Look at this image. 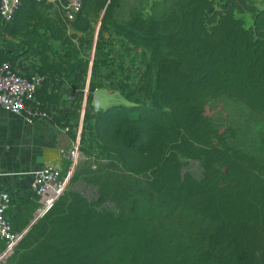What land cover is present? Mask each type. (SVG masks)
Wrapping results in <instances>:
<instances>
[{
	"label": "trees",
	"instance_id": "trees-1",
	"mask_svg": "<svg viewBox=\"0 0 264 264\" xmlns=\"http://www.w3.org/2000/svg\"><path fill=\"white\" fill-rule=\"evenodd\" d=\"M119 7L120 0H81L68 19L49 0H20L10 20L0 13V62L17 70L36 50L42 81L28 104L74 141L83 84L94 69V27L108 28L126 51L139 50L144 66L129 102L94 106L88 132L84 117L79 143L83 155L144 184L131 189L113 175H93L96 201L67 189L37 219V195L28 192L23 212L7 211L23 236L5 260L264 264V157L233 144L206 113L210 101L227 97L264 117V6L249 24L228 0L153 1L149 14L132 9L126 18ZM187 161H198L202 173L186 171ZM110 200L117 211L100 207Z\"/></svg>",
	"mask_w": 264,
	"mask_h": 264
},
{
	"label": "rangeland",
	"instance_id": "rangeland-1",
	"mask_svg": "<svg viewBox=\"0 0 264 264\" xmlns=\"http://www.w3.org/2000/svg\"><path fill=\"white\" fill-rule=\"evenodd\" d=\"M153 1L165 0H120L117 14L119 18H126L132 9H137L147 15L151 12L150 7ZM228 1L232 12L245 18L248 24L252 22L255 12L264 6V0ZM88 36L91 37L89 58L94 69L87 74L78 106L82 114L77 129L78 142L82 137L80 126L82 120L84 124V117L85 123L89 125L87 132L90 131L89 123L94 103L107 106L113 102H129L144 70L140 51L136 49L126 51L124 42L113 35L108 28L101 25L95 26ZM64 97L65 103L62 105L68 107L70 97L67 94ZM206 113L213 118L221 132L227 133L233 144L250 149L256 155L264 157V117L262 115L253 112L245 104L227 97L210 101L207 104ZM184 168L196 176L202 173L198 161H187ZM63 173L69 177L68 191H79L92 202L99 198L98 187L89 181L93 175L102 179L113 175L117 185L129 186L131 189L144 184L143 178L126 174L108 161L97 160L82 153L76 160L71 158L67 160V167ZM100 207L117 211L115 203L111 200L103 202Z\"/></svg>",
	"mask_w": 264,
	"mask_h": 264
},
{
	"label": "crops",
	"instance_id": "crops-1",
	"mask_svg": "<svg viewBox=\"0 0 264 264\" xmlns=\"http://www.w3.org/2000/svg\"><path fill=\"white\" fill-rule=\"evenodd\" d=\"M49 1L56 7H67L71 0ZM37 59L36 50L27 53L19 60L17 69L35 73ZM98 105L94 103V106ZM78 138L77 132V140H72L67 131L54 124L48 116H40L30 123L23 115L0 105V195L3 192L12 195L13 202L9 208L12 212L25 210L27 194L32 191L34 171L47 164H54L64 171L69 150Z\"/></svg>",
	"mask_w": 264,
	"mask_h": 264
},
{
	"label": "built area",
	"instance_id": "built-area-1",
	"mask_svg": "<svg viewBox=\"0 0 264 264\" xmlns=\"http://www.w3.org/2000/svg\"><path fill=\"white\" fill-rule=\"evenodd\" d=\"M20 0H0V13L5 20H10ZM81 0H71L65 15L73 19L80 7ZM9 62H0V105L4 108L23 115L30 123L34 122L38 111L29 106L28 101L33 98L36 88L40 85L42 77L36 73L27 74L10 69ZM82 124L80 129L82 128ZM80 142V141H79ZM77 141L69 150V158L76 160L81 153ZM68 175L62 173L61 168L54 164H47L34 171V181L31 190L37 195V208L34 219L39 218L60 196L68 189ZM13 197L9 192L0 195V240L4 241L5 247L0 250V264H9L5 258L8 253L14 251L22 232H14L7 217V211L12 204Z\"/></svg>",
	"mask_w": 264,
	"mask_h": 264
}]
</instances>
